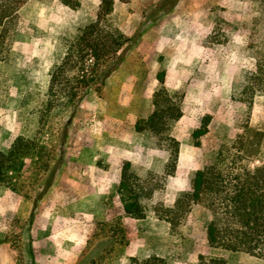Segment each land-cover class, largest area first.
Masks as SVG:
<instances>
[{
    "label": "rangeland",
    "instance_id": "1",
    "mask_svg": "<svg viewBox=\"0 0 264 264\" xmlns=\"http://www.w3.org/2000/svg\"><path fill=\"white\" fill-rule=\"evenodd\" d=\"M7 1L11 7L17 4ZM73 2L76 8L61 0H26L18 11L15 33L3 49L0 150L10 147L20 134L36 139L45 149L25 160L13 185L0 187V245L14 251L15 264H64L68 235L85 242L76 264H130L132 255L158 256L166 264H196L201 254L218 255L227 264H264L244 253L208 248L201 212L189 215L173 236L169 225L151 213L140 222L121 219L120 200L113 193L124 160L135 151L143 150L149 161L148 166L134 162V175L155 182L163 173L167 153H151L157 149L147 132L134 135L136 122L152 111L151 96L159 88L160 71L166 73L167 89L182 98L184 113L171 129L181 159L173 178L148 201L152 206H172L224 140L242 132L239 127L248 115L250 129L264 131V97L256 96L248 112L231 94L241 72L254 64L246 50L245 28L257 15L253 4L249 0H116L112 25L129 38L145 25L143 33L104 86L91 91L76 108L50 115L39 125L35 109L47 89L51 67L68 40L94 21L98 11L99 0ZM214 38L227 41L213 44ZM205 114L212 120L197 146L191 134ZM54 166H60L57 184L34 208ZM107 180L110 188L104 185ZM65 219L73 222L67 225Z\"/></svg>",
    "mask_w": 264,
    "mask_h": 264
},
{
    "label": "trees",
    "instance_id": "2",
    "mask_svg": "<svg viewBox=\"0 0 264 264\" xmlns=\"http://www.w3.org/2000/svg\"><path fill=\"white\" fill-rule=\"evenodd\" d=\"M61 1L69 7H77L73 0ZM115 1L99 0L95 20L68 40L65 51L51 67L47 89L40 94L35 109L39 125L50 115L76 108L91 91L104 86L143 33L145 25L136 37L129 38L112 25ZM249 1L257 14L250 26L245 25L248 32L246 50L254 64L241 72L231 91L232 99L245 104L248 112L256 96L264 97V0ZM25 3L26 0H17L11 7L7 0H0V59L15 33L18 11ZM213 41V44L225 43L227 38H214ZM156 79L159 88L151 96L153 111L136 122L135 130L147 132L154 146L168 153V160L155 182L149 177L142 179L134 175L130 162L123 163L116 193L125 215L144 219L153 212L169 225L170 234L175 236L189 215L201 212L208 248L244 253L264 262V131L250 129L249 115L239 127L242 132L224 140L212 161L194 172L189 189L182 192L172 206L159 208L149 204L154 192L163 189L166 180L176 172L180 144L171 129L184 113L182 98L165 85V71H160ZM211 120L210 114L199 119L191 134L194 145L198 146L208 133ZM44 149L36 139L20 134L10 147L0 150V187L13 185L14 176L22 171L25 160L41 155ZM59 170L60 166L53 167L43 190L33 202L34 208L52 187ZM130 264H166V260L158 256L131 257ZM196 264L227 262L218 255L201 254Z\"/></svg>",
    "mask_w": 264,
    "mask_h": 264
},
{
    "label": "crops",
    "instance_id": "3",
    "mask_svg": "<svg viewBox=\"0 0 264 264\" xmlns=\"http://www.w3.org/2000/svg\"><path fill=\"white\" fill-rule=\"evenodd\" d=\"M21 9V8H20ZM1 31H2V27H0V34H1ZM3 58H1L0 60H2ZM122 66V65H121ZM120 66V67H121ZM118 71V70H117ZM113 76V75H112ZM111 76V77H112ZM110 77V78H111ZM109 78V79H110ZM151 105H152V103H151ZM152 111H153V107H152ZM152 111H151V113H152ZM150 113V114H151ZM149 114V115H150ZM148 115V116H149ZM147 116V117H148ZM146 117V118H147ZM183 117V116H182ZM141 133L140 132H137V131H135L134 132V135L136 136V135H140ZM148 134V133H147ZM133 135V136H134ZM141 149H142V147H141ZM157 149V148H156ZM160 149H157V150H154V151H152L151 153H153V155H156V156H159V155H163L162 154V152L161 151H159ZM162 151H164V150H162ZM140 152V155L138 154ZM166 152V151H165ZM119 153H121V152H119ZM167 153V152H166ZM135 155H133V156H131V158L129 159H126V160H124L125 162L126 161H128V162H130V164H131V168H132V165L134 164V162H136V161H140L142 164H146L147 166H148V158L147 157H145L144 156V154H143V150H141V151H135V153H134ZM180 154H181V148H180V152H179V159H178V164H179V160L181 159V157H180ZM124 159V158H123ZM122 160V159H121ZM167 160H168V153H167V156L165 157V159H164V161H163V167L161 168L162 169V171H164V167H165V165H166V162H167ZM177 167H178V165H177ZM203 169V168H202ZM122 170V169H121ZM176 170H177V168H176ZM200 170V169H199ZM157 171H159V167H158V169H157ZM162 173V172H161ZM175 175V174H174ZM172 178H173V176H171ZM171 177H169V178H171ZM57 181L58 180H54V183H53V185H52V187L50 188V190L52 189H54L55 188V184H57ZM89 181V180H88ZM107 184H109V188L111 187V180H107V183L106 184H104V185H107ZM113 193L116 195V196H118L117 195V193H116V187H115V184H113ZM189 189V188H188ZM187 189V190H188ZM49 190V191H50ZM51 190V191H52ZM48 191V192H49ZM47 192V193H48ZM46 193V194H47ZM46 196V195H45ZM44 196V197H45ZM43 197V198H44ZM42 198V199H43ZM119 198V197H118ZM120 200V199H119ZM120 204H121V202H120ZM69 211V210H68ZM70 214H71V212H69ZM151 214H154L153 212H150ZM80 214H81V212H80ZM121 219H130V220H135V221H137V222H140V221H142V220H144L145 218H147V216L149 215V213L147 214V216L144 218V219H133V218H131V217H128V216H126L125 215V213H124V211H123V208H122V205H121ZM70 216H72V215H70ZM70 218V217H69ZM70 219H68V220H66L65 219V222L66 223H68L67 225H71V223L73 222V221H69ZM160 220V219H159ZM162 221V220H161ZM163 222H165V221H163ZM166 223V222H165ZM119 227L120 228H122V231L123 230H125L126 228H125V226L123 225L122 226V224L121 225H119ZM67 241H68V243L70 244L69 246H67V250L66 251H64L63 252V261H64V264H76V262H78V260H79V257H80V255L82 254V250H83V248H84V240H80V241H78L77 239L75 240V239H71L70 237H69V235H68V237H67ZM74 241H75V243H74ZM33 247H34V249H35V242H33ZM136 255H139V254H136ZM130 257H136V256H130ZM0 264H15V256H14V251L12 250V249H10L6 244H2V245H0Z\"/></svg>",
    "mask_w": 264,
    "mask_h": 264
}]
</instances>
